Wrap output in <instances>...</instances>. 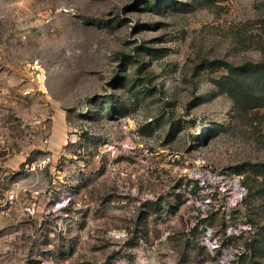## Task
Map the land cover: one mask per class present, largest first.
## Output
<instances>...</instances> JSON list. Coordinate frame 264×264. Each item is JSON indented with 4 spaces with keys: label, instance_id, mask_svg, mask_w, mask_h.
Here are the masks:
<instances>
[{
    "label": "rangeland",
    "instance_id": "1",
    "mask_svg": "<svg viewBox=\"0 0 264 264\" xmlns=\"http://www.w3.org/2000/svg\"><path fill=\"white\" fill-rule=\"evenodd\" d=\"M262 61L264 0H0V264H264Z\"/></svg>",
    "mask_w": 264,
    "mask_h": 264
},
{
    "label": "trees",
    "instance_id": "2",
    "mask_svg": "<svg viewBox=\"0 0 264 264\" xmlns=\"http://www.w3.org/2000/svg\"><path fill=\"white\" fill-rule=\"evenodd\" d=\"M228 75L226 80L227 92L236 103L247 105L249 102H258L257 105H264V61L246 62L241 67H233L226 63ZM252 171L256 176L264 178V163L252 165ZM251 249L261 254L264 249V233L261 234L259 241Z\"/></svg>",
    "mask_w": 264,
    "mask_h": 264
},
{
    "label": "built area",
    "instance_id": "3",
    "mask_svg": "<svg viewBox=\"0 0 264 264\" xmlns=\"http://www.w3.org/2000/svg\"><path fill=\"white\" fill-rule=\"evenodd\" d=\"M11 202V201H10Z\"/></svg>",
    "mask_w": 264,
    "mask_h": 264
}]
</instances>
